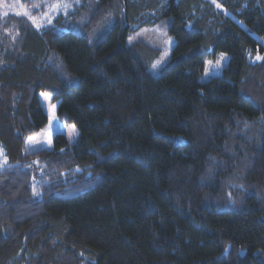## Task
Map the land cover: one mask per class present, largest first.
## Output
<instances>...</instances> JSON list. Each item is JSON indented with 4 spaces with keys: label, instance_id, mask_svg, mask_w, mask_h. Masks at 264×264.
Here are the masks:
<instances>
[{
    "label": "trees",
    "instance_id": "16d2710c",
    "mask_svg": "<svg viewBox=\"0 0 264 264\" xmlns=\"http://www.w3.org/2000/svg\"><path fill=\"white\" fill-rule=\"evenodd\" d=\"M159 24L155 76L161 48L128 38ZM259 38L264 0H80L22 28L0 51V264H264ZM39 91L79 135L25 152L50 122Z\"/></svg>",
    "mask_w": 264,
    "mask_h": 264
},
{
    "label": "rangeland",
    "instance_id": "374dc122",
    "mask_svg": "<svg viewBox=\"0 0 264 264\" xmlns=\"http://www.w3.org/2000/svg\"><path fill=\"white\" fill-rule=\"evenodd\" d=\"M77 3H80V0H0V51L15 48L22 28L32 26L39 29L50 25L58 14L73 10ZM140 39L161 48V55L151 66L152 73L155 76L160 75L161 68L171 58L172 47L175 44L174 38L166 30L164 24H159L154 27H144L131 33L128 38L129 43ZM259 40L264 43V40L260 38ZM258 56L262 57L259 60L264 59V55L259 54ZM256 57L254 60L258 61ZM228 62L229 55L226 53H218L214 57L207 58L205 70L199 76L200 80L205 82L214 76H221ZM39 98L43 108L50 115V122L46 127L26 139L24 151L50 148L52 146V130L63 131L70 141H75L79 135L78 127L74 123H62L58 118L55 121L53 117L54 109L57 106L53 102V95L50 92L39 91ZM180 141L181 139L178 137L177 142ZM7 162L5 151L0 149V166Z\"/></svg>",
    "mask_w": 264,
    "mask_h": 264
},
{
    "label": "snow or ice",
    "instance_id": "6c2138e0",
    "mask_svg": "<svg viewBox=\"0 0 264 264\" xmlns=\"http://www.w3.org/2000/svg\"><path fill=\"white\" fill-rule=\"evenodd\" d=\"M214 2H215V0H214ZM218 6H219V5H218ZM33 20H34V18H33ZM256 59H258V60H259V59H262V57H260V56H257V57H256ZM73 127H75V126H73Z\"/></svg>",
    "mask_w": 264,
    "mask_h": 264
}]
</instances>
